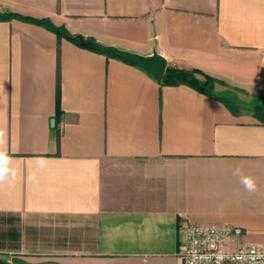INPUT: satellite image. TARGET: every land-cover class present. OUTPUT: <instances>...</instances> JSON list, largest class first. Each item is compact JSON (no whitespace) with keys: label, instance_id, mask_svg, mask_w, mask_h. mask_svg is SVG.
<instances>
[{"label":"crops","instance_id":"crops-1","mask_svg":"<svg viewBox=\"0 0 264 264\" xmlns=\"http://www.w3.org/2000/svg\"><path fill=\"white\" fill-rule=\"evenodd\" d=\"M4 13L264 96V0H0ZM0 217L48 230L22 243L28 264H184L191 224L241 228L231 249L264 246V125L0 20Z\"/></svg>","mask_w":264,"mask_h":264},{"label":"trees","instance_id":"trees-1","mask_svg":"<svg viewBox=\"0 0 264 264\" xmlns=\"http://www.w3.org/2000/svg\"><path fill=\"white\" fill-rule=\"evenodd\" d=\"M11 19H19L28 23L42 26L55 33L58 38H66L81 47L91 48L95 51H99L91 45L81 44L78 39V35H72L65 27L55 25L50 19H35L23 17L13 13L0 14V20ZM106 55L115 57L109 53H106ZM159 82L160 84L166 86L187 85L200 93H203L215 100L220 101L235 116H240L243 113H247V111H251L252 115L259 121V123L264 125V96H251L244 90L232 88L228 86L224 81L216 79L199 69L188 70L168 66L163 78ZM220 87L223 89H219ZM59 109L58 98V113L60 111Z\"/></svg>","mask_w":264,"mask_h":264},{"label":"built area","instance_id":"built-area-1","mask_svg":"<svg viewBox=\"0 0 264 264\" xmlns=\"http://www.w3.org/2000/svg\"><path fill=\"white\" fill-rule=\"evenodd\" d=\"M243 230L234 226L188 225L182 238L184 264H264V246H231Z\"/></svg>","mask_w":264,"mask_h":264},{"label":"rangeland","instance_id":"rangeland-1","mask_svg":"<svg viewBox=\"0 0 264 264\" xmlns=\"http://www.w3.org/2000/svg\"><path fill=\"white\" fill-rule=\"evenodd\" d=\"M247 97V96H245ZM251 113V111H247ZM46 228H38L28 224L17 217H0V260L11 262L12 264H28L20 260L17 256L20 254L22 243H32L47 238ZM57 231V230H56ZM49 232H54L51 228ZM59 238L62 239L63 232H58ZM69 238L68 236H65Z\"/></svg>","mask_w":264,"mask_h":264},{"label":"water","instance_id":"water-1","mask_svg":"<svg viewBox=\"0 0 264 264\" xmlns=\"http://www.w3.org/2000/svg\"><path fill=\"white\" fill-rule=\"evenodd\" d=\"M78 39L83 45H91L98 49L101 53H109L117 58L123 59L135 66H138L149 72L157 81H160L168 67L166 59L157 52L151 56H144L131 51L123 50L115 46L104 45L94 38H84L78 36ZM52 125H55L53 120ZM0 264H12L8 261L0 260Z\"/></svg>","mask_w":264,"mask_h":264},{"label":"clouds","instance_id":"clouds-1","mask_svg":"<svg viewBox=\"0 0 264 264\" xmlns=\"http://www.w3.org/2000/svg\"><path fill=\"white\" fill-rule=\"evenodd\" d=\"M244 183L246 186H248L249 188L252 187V181L251 179L245 178L244 179Z\"/></svg>","mask_w":264,"mask_h":264}]
</instances>
